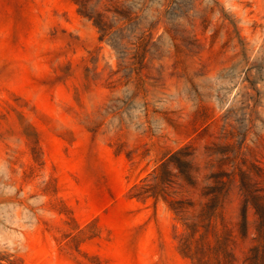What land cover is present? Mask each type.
Listing matches in <instances>:
<instances>
[{
	"label": "rangeland",
	"instance_id": "obj_1",
	"mask_svg": "<svg viewBox=\"0 0 264 264\" xmlns=\"http://www.w3.org/2000/svg\"><path fill=\"white\" fill-rule=\"evenodd\" d=\"M189 146L264 173V0H0V264H194L134 197Z\"/></svg>",
	"mask_w": 264,
	"mask_h": 264
},
{
	"label": "trees",
	"instance_id": "obj_2",
	"mask_svg": "<svg viewBox=\"0 0 264 264\" xmlns=\"http://www.w3.org/2000/svg\"><path fill=\"white\" fill-rule=\"evenodd\" d=\"M207 158L201 166L195 149L180 150L134 197L163 198L168 203L184 228L180 252L194 264H264L262 169L236 151L212 150ZM170 167L177 172L171 173ZM249 211H254L253 222ZM248 241L249 247L239 254L240 243Z\"/></svg>",
	"mask_w": 264,
	"mask_h": 264
}]
</instances>
